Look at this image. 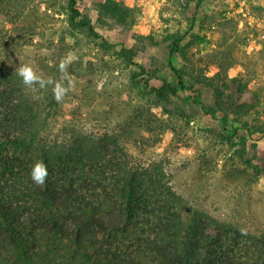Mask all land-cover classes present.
Masks as SVG:
<instances>
[{"label":"rangeland","instance_id":"374dc122","mask_svg":"<svg viewBox=\"0 0 264 264\" xmlns=\"http://www.w3.org/2000/svg\"><path fill=\"white\" fill-rule=\"evenodd\" d=\"M75 1L0 0V70L52 81L34 86L56 100L44 136L113 137L234 237L264 234V0H116L126 23Z\"/></svg>","mask_w":264,"mask_h":264},{"label":"trees","instance_id":"16d2710c","mask_svg":"<svg viewBox=\"0 0 264 264\" xmlns=\"http://www.w3.org/2000/svg\"><path fill=\"white\" fill-rule=\"evenodd\" d=\"M101 7L121 23L129 18L119 1ZM73 12V20L81 14ZM82 26L94 31L89 21ZM178 84L186 87L181 74ZM155 91L178 87L164 82ZM53 102V93L0 70V264H264V234L234 237L113 137L99 146L94 137L44 136ZM37 160L48 171L42 186L30 178Z\"/></svg>","mask_w":264,"mask_h":264},{"label":"clouds","instance_id":"9594fccd","mask_svg":"<svg viewBox=\"0 0 264 264\" xmlns=\"http://www.w3.org/2000/svg\"><path fill=\"white\" fill-rule=\"evenodd\" d=\"M64 65H61L63 70ZM17 75L21 78L23 84L35 91V85L39 84L40 87H44L46 84L52 83V81L43 79L31 65H22L16 69ZM56 99L59 101L63 98L65 94V89L62 85H57L56 89ZM48 176V171L46 165L43 161L37 160L33 163L30 169V178L37 185H44ZM242 232L246 231L241 229Z\"/></svg>","mask_w":264,"mask_h":264}]
</instances>
